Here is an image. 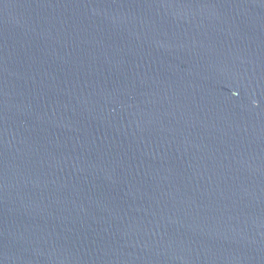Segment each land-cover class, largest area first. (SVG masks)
<instances>
[{
  "label": "water",
  "instance_id": "1",
  "mask_svg": "<svg viewBox=\"0 0 264 264\" xmlns=\"http://www.w3.org/2000/svg\"><path fill=\"white\" fill-rule=\"evenodd\" d=\"M0 264H264V0H0Z\"/></svg>",
  "mask_w": 264,
  "mask_h": 264
}]
</instances>
